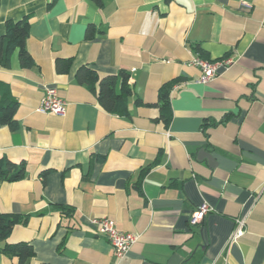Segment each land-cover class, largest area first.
<instances>
[{
	"label": "crops",
	"instance_id": "crops-1",
	"mask_svg": "<svg viewBox=\"0 0 264 264\" xmlns=\"http://www.w3.org/2000/svg\"><path fill=\"white\" fill-rule=\"evenodd\" d=\"M102 1L0 0V35L27 17L35 61L22 67L16 50L0 65L18 101L0 154L26 165L0 180V212L30 216L0 248L30 242L28 264H264V0ZM194 55L235 61L201 83ZM84 65L119 75L117 92L128 73L126 114L78 82ZM174 79L168 110L159 94ZM50 86L63 116L37 110ZM103 217L139 236L120 262L91 221ZM238 217L246 231L230 241ZM0 264L20 263L0 250Z\"/></svg>",
	"mask_w": 264,
	"mask_h": 264
},
{
	"label": "trees",
	"instance_id": "trees-1",
	"mask_svg": "<svg viewBox=\"0 0 264 264\" xmlns=\"http://www.w3.org/2000/svg\"><path fill=\"white\" fill-rule=\"evenodd\" d=\"M94 1L98 5H102L103 2L102 0ZM29 34L30 21L27 17L6 22V31L0 35L1 66L10 67L12 55L16 50H18L22 67L30 68L35 65V61L26 46ZM93 35V27H88L86 37L92 38ZM196 50L200 51L199 46L196 47ZM70 62V59L58 60L56 64L58 71H67ZM120 76L122 77V88L121 92H117L116 85L119 75L101 76L94 68L86 65L80 67L76 73L78 82L88 85L106 110L126 114L132 90L128 85V73L121 71ZM178 81L179 79H174L160 90L159 101L162 103L163 108L169 110L171 86ZM17 108L18 101L12 95L10 86L0 81V124L7 125L12 130L17 129L18 122L15 118ZM167 121H170L169 115ZM150 166L147 168L149 169ZM25 175L26 165L23 161L15 162L7 155L0 154V180L13 182L22 179ZM29 218L30 216L24 213L0 212V241H6L12 234L14 227L18 224L26 225ZM0 250L7 256L17 259L20 264H28L35 255L33 245L27 241L7 242L1 246Z\"/></svg>",
	"mask_w": 264,
	"mask_h": 264
},
{
	"label": "built area",
	"instance_id": "built-area-1",
	"mask_svg": "<svg viewBox=\"0 0 264 264\" xmlns=\"http://www.w3.org/2000/svg\"><path fill=\"white\" fill-rule=\"evenodd\" d=\"M234 61L233 57H224L212 61L200 55H194L189 64L195 65L200 69L201 74L198 81L201 83H208L218 76L221 68H229ZM66 104V101L60 96L58 89L54 86H50L47 87L41 98L37 110L41 113H54L63 116L66 114ZM210 210L211 207L207 203L199 205L193 214V222L202 220ZM91 221L96 224L98 231L108 237L118 262L122 261L127 256L132 246L138 240V234L121 231L118 229L116 221L112 218H93ZM246 224L245 217H238L236 219L235 227L229 237L230 241H237L245 234Z\"/></svg>",
	"mask_w": 264,
	"mask_h": 264
}]
</instances>
